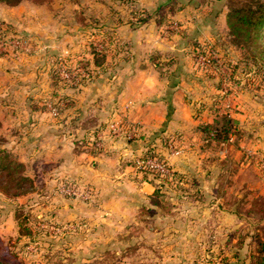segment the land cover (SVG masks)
I'll list each match as a JSON object with an SVG mask.
<instances>
[{"label":"crops","instance_id":"1","mask_svg":"<svg viewBox=\"0 0 264 264\" xmlns=\"http://www.w3.org/2000/svg\"><path fill=\"white\" fill-rule=\"evenodd\" d=\"M171 3L176 4L175 12H167L168 21L160 26L155 21V12ZM139 5L151 14V18L143 25L133 27L129 23L128 12L122 15V22L105 34L106 44H103L107 46V51L101 68H95L94 77L78 89L71 90L65 85L62 88L54 82L51 76L53 63L44 56L45 52L40 53L42 57L38 53L39 58H33L26 64L18 62L23 57H14L17 63L7 71L0 65V76L3 77L0 80V114L5 115L0 117V128L4 126V129H9L8 138L15 140V147L21 148L24 157L29 156L32 150L35 151L37 145L43 146L41 157L47 160L54 157L59 171L68 162L70 169L76 171V176L83 174L82 180L97 187V215L117 226L118 230L123 229L128 240L151 244L159 236H170L173 239L194 241L197 239L194 238V228L199 225L203 229L198 231L197 237H202L205 243L211 240L220 243L213 249L209 248L210 251L204 248L181 253L176 250L166 252L150 249L145 255H139L146 258L141 263L178 264L183 259L223 249L231 232L246 224L244 219L235 214L232 202L244 195L247 197V205L256 197L264 198V185L257 182L256 187L253 188V184L240 191L222 185L210 188L200 185L197 190L202 198L196 201L189 197L193 190L180 193L175 187L166 186L164 191L169 198V211L165 213L152 205L150 197L155 187L150 177L144 178L132 169L131 158L142 155L147 147L160 150L165 136L172 133L190 139V145L201 142L203 137L199 127L213 123L216 115L228 114L235 118L242 133L240 118L244 110L243 104L239 103L241 97L235 94L238 89L225 78V72L228 73L230 69L225 66L218 75L214 73L209 77H201L194 72L191 58L195 43H214L219 47L224 43L226 10L223 2L140 0ZM170 23H175L178 28L169 29ZM56 54L60 55L53 52L51 56ZM12 57L8 51L0 52L1 62ZM87 58L86 61L91 63L92 57ZM151 58H156V62ZM232 60V65L238 64ZM213 83L221 88L215 90ZM44 85L46 92L50 90L48 94L53 91L58 93L54 99L67 96L71 102V106L60 114L56 124L46 120L44 105L41 104L44 102L41 96ZM224 85L232 91L225 98L222 89ZM239 93L242 96L243 91ZM248 103L250 112L251 106L258 105L251 101ZM248 115L246 123L253 118ZM88 120L90 125L82 129V123ZM120 121L138 124L139 132L131 139L123 134L110 135L108 126ZM98 125L105 128L102 130V147L95 150L88 139L91 130ZM258 131L263 132L261 128ZM254 132L257 129L249 131L250 134ZM234 140L237 137L231 142ZM50 146L52 148H48ZM170 162L180 175L192 177L182 159L175 158ZM223 175L219 173L217 178L222 179ZM184 188L189 187L186 185ZM179 207L184 212L182 217L176 218L175 211ZM196 209L213 210V226L217 227L214 231L206 230L208 225L212 228V222L209 221L211 216L200 220L199 217H193ZM164 230L167 233H163ZM186 230L187 235H182L181 231Z\"/></svg>","mask_w":264,"mask_h":264},{"label":"rangeland","instance_id":"2","mask_svg":"<svg viewBox=\"0 0 264 264\" xmlns=\"http://www.w3.org/2000/svg\"><path fill=\"white\" fill-rule=\"evenodd\" d=\"M77 1L49 0L43 5L34 1H24L20 3L21 6L13 10L5 5H0V21L10 23L26 39L21 44V48L15 52L9 51L10 55H13L11 59L0 61L3 70L12 69L14 63H17L14 61V57H23V60L18 62L26 64L29 63V60H34L33 58H39L40 53L45 52L44 56L49 58L52 63L58 59L62 60V64L56 66L57 72L59 65H65L66 68L70 67L71 70H74L71 77H75L76 81L71 82V85L76 84L79 77L87 79V74L75 70L74 66L80 61L79 59L86 61L87 57H92V48L101 52L106 47L105 34L122 22L121 17L127 13V10L117 0ZM76 3L79 5L77 6ZM199 44L214 46L215 48H213L220 54L224 64L225 61L231 64L232 59L238 63L241 58L236 50L229 47H219L214 43ZM3 51L0 47V52ZM251 51H253L252 55L264 56L262 44L256 45ZM53 52L60 55L51 56ZM195 60H193L194 72L199 73V76L209 77L214 73L218 75L219 69H216L214 73L205 71V69H201L200 65H195ZM227 68L230 69L226 66ZM227 72H225V78L229 79L231 85L238 89L235 93L236 96L241 97L239 103L243 104L244 112H241L243 117L246 115L245 113H249L248 117H253L249 119L248 123L245 122L248 120L247 115L240 118L243 132H240L237 140L231 142L234 138L232 137L220 145L206 143L202 140L190 145V139L172 133L168 137L165 136L160 150L153 149L156 150L157 155L166 156V141L173 137L178 140L182 150L181 155L175 158L185 162V168L188 167L186 170H190L189 175L197 179L201 183L200 185L206 188L222 185L240 191L243 187H250L253 184V188L256 187L257 182L264 185V173L254 161L256 156L264 157V74L248 73L246 68H239L235 74L231 69ZM95 74L96 72L92 76L94 77ZM235 76L236 83H233ZM59 78L64 79L60 75ZM2 79L3 77L0 76V80ZM59 84L62 88L65 85L64 83ZM215 85L216 83H213L215 90L221 88ZM45 86L42 87L41 96L44 98V102L41 104L44 105L46 120H51L56 124L60 119V114L53 117L48 106L49 104L54 105V101L57 100L54 97H57L58 93L53 91L55 94L53 92L48 94L50 90L46 92ZM65 86L68 87V85ZM77 87H81V85H77ZM222 89L224 98L232 92L227 85H224ZM241 91H243L242 96L239 93ZM249 101L262 105L254 104L255 106H251L252 112H250L248 111L250 109L247 108V104L250 106ZM4 116L3 113L0 114L1 118ZM254 118L255 121H253ZM118 123L126 127L134 126L137 133L140 130L138 124H130L125 121ZM259 128L263 132L258 131ZM252 129H257V132L250 134L249 131ZM8 130L4 129V126L0 128V148L4 147L13 159L24 166V175L32 181L33 189L18 197H8L0 193L1 254H18V261L22 264H146V262L141 263L146 259L141 256L149 252L150 249L166 250V252L176 250L186 253L204 248L213 249L215 245L220 244L214 240L205 243L202 237H197L198 231L203 229L199 225L194 228V233H196L194 238H197L194 241H185L181 238L173 239L170 236L161 238L159 236V239L151 244L146 241L128 240V235L123 229L118 230L117 226L112 223L111 225L97 215L98 210L95 206L98 204V194L95 185L82 180L81 177L84 175L81 173L76 176V171L70 169L68 162L66 167L59 171L58 166H55L54 157L51 156L48 160L41 157L43 146L37 145L35 151L32 150L29 156L24 157L21 148L15 147L13 143L15 140L8 138ZM13 150L15 151L13 152ZM140 157H142L141 154L131 158L132 169L135 172L138 171L134 167L135 161ZM170 166L177 175H180L171 162ZM219 173L224 174L222 179L217 178ZM63 184L75 186L79 190L90 189L91 194L86 201L81 200L61 192ZM174 185L168 187H176ZM184 186L186 185L184 184ZM177 209L179 210L175 211L176 218L182 217L181 214L184 210L180 207ZM195 212L192 215L195 218L199 217V220L214 215L213 210L196 209ZM213 218H209L212 228L208 225L207 232L217 228L213 226ZM134 229L133 227V231ZM20 232L29 233V237H19ZM163 233H167V231L164 230ZM181 233L187 235V230L181 231ZM197 259L198 256L191 259L186 258L178 264H196L194 262Z\"/></svg>","mask_w":264,"mask_h":264},{"label":"trees","instance_id":"3","mask_svg":"<svg viewBox=\"0 0 264 264\" xmlns=\"http://www.w3.org/2000/svg\"><path fill=\"white\" fill-rule=\"evenodd\" d=\"M24 1H34L39 5H43V3H48L49 0H0V5L16 7ZM117 1L121 6L126 8L131 26H141L151 18L150 13L139 7L140 0ZM218 1L223 2V7L226 10L224 30L225 40L222 46L236 50L241 56L238 61L239 64L232 65L225 61L226 66L229 67L234 74L239 68H246L247 72L252 74H264V56H260L259 54L252 55L253 51H251L256 45L258 46V44H262L264 48V0ZM74 2L78 1L74 0ZM76 5L78 6L79 3H76ZM167 7L168 10L165 11ZM175 8L176 4L172 3L170 6L167 5L166 7L159 8L154 15L155 21L160 26L165 25L168 21L166 13L175 12ZM11 38H17L21 43L26 40L10 23L0 21V45L6 44ZM106 41L108 40L106 39ZM207 47H210V45L199 43L193 44L191 51L192 59L194 60L201 55H205ZM92 49L91 63L85 60H80L74 66L75 70L85 72L87 74V79L79 77V81L76 84L73 83L74 85H71L70 83L76 81L75 77L60 79L59 74L56 71V66L62 64V60L58 59L54 61L51 70V76L54 82L56 84L64 83L71 89H78L79 87H77V85L84 86L87 81H90L92 79V74L96 72L95 68H101V65L105 60L107 46L103 48L101 52H97L94 48ZM151 59L153 62H156L157 60L156 58ZM156 65L158 66V63ZM208 67L209 72L212 71L213 73L217 68L215 63L211 60L208 61ZM67 68L71 76V73H73L74 70H71L70 67ZM158 68L160 70L162 69V67ZM235 80L236 79H233V83H236ZM70 103L69 97L60 96L54 101V106L57 108L58 113L61 114L65 109L71 106ZM89 121L90 120L82 123V129H86L85 127L90 125ZM104 128L105 127L102 125H98L90 132L91 135L88 142L95 150H98L99 148L94 146L93 138H95L99 132L104 130ZM199 131L206 143H213L215 145H220L229 141L232 137L240 135L238 121L228 114L216 115L213 123L202 125L199 127ZM155 151L156 150L152 147H147L142 153V159L157 156ZM141 174L144 178L150 177V182L155 187V191L152 197H150L152 205L165 213L168 212L171 207L169 198L164 191L166 186H173L175 184V188L180 193H188L189 189L193 190L194 192L190 194L189 197L194 201L201 200L202 198V195L197 190L200 183L195 178H187L184 175H177L174 173L173 180L168 181L166 178H161L158 174L149 171H142ZM184 184H188L187 186L189 188L185 189ZM32 189V181L24 175V166L13 159L11 154L4 147L0 148V193L8 197H18L29 193ZM246 198V195H244L232 202L235 214L240 219H244L246 224H243V226L231 232V235L223 245V249H218L216 252H208L206 255L199 256L194 263L264 264V198L256 197L249 205H247ZM28 234L29 233L20 232L19 237L22 236L28 238ZM17 257L18 254L14 253H8L6 255L0 253V264H22V262L18 261Z\"/></svg>","mask_w":264,"mask_h":264},{"label":"built area","instance_id":"4","mask_svg":"<svg viewBox=\"0 0 264 264\" xmlns=\"http://www.w3.org/2000/svg\"><path fill=\"white\" fill-rule=\"evenodd\" d=\"M177 25L175 23L169 24V29H177ZM21 42L17 38H11L9 41L4 44L0 45L4 51H11L15 52L19 48H21ZM211 60L215 63L216 69L223 70L225 67L223 59L220 57V54L213 49L212 47H207L205 55H201L196 58L195 65L201 66V69H205V71H209L208 61ZM59 75L64 78L68 79L70 73L67 71L65 65H59L58 67ZM49 112L53 117L58 116L57 108L54 105L49 104L48 106ZM108 133L113 136L119 135H126L127 138H133L137 134V129L133 127H126L120 123H113L108 126L107 129ZM104 131L99 132L95 138H93L94 146L96 148H100L101 146V137ZM180 143L177 139L173 137L168 138L166 141V149L167 154L166 156L157 155L154 157H147L142 159L140 157L135 161V168L138 170L137 172L141 173L142 171H149L152 173L158 174L161 178H166L168 181L173 180V174L175 171L170 166V160L172 158L178 157L181 155L182 150L180 148ZM254 161L256 162L257 167L264 173V157L256 156ZM63 189L61 192L79 198L81 200H87L88 196L91 194L90 189L79 190L75 186L63 184Z\"/></svg>","mask_w":264,"mask_h":264}]
</instances>
